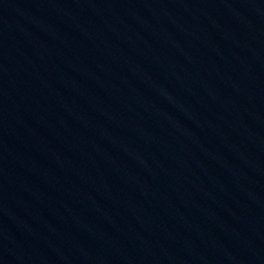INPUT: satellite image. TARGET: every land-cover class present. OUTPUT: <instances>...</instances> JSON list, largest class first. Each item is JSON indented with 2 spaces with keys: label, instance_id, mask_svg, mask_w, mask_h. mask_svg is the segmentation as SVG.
I'll return each instance as SVG.
<instances>
[{
  "label": "water",
  "instance_id": "water-1",
  "mask_svg": "<svg viewBox=\"0 0 264 264\" xmlns=\"http://www.w3.org/2000/svg\"><path fill=\"white\" fill-rule=\"evenodd\" d=\"M0 264H264V0H0Z\"/></svg>",
  "mask_w": 264,
  "mask_h": 264
}]
</instances>
